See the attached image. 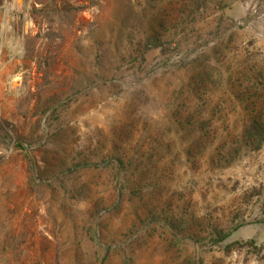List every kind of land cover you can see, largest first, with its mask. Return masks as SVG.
Masks as SVG:
<instances>
[{
    "label": "rangeland",
    "instance_id": "374dc122",
    "mask_svg": "<svg viewBox=\"0 0 264 264\" xmlns=\"http://www.w3.org/2000/svg\"><path fill=\"white\" fill-rule=\"evenodd\" d=\"M194 1L0 0V264H264V0Z\"/></svg>",
    "mask_w": 264,
    "mask_h": 264
},
{
    "label": "trees",
    "instance_id": "16d2710c",
    "mask_svg": "<svg viewBox=\"0 0 264 264\" xmlns=\"http://www.w3.org/2000/svg\"><path fill=\"white\" fill-rule=\"evenodd\" d=\"M201 4L202 0L194 1L195 11L199 10ZM136 44L138 45L140 54L143 55L145 52H148L160 46L161 41L159 40L156 34L152 33L147 34L144 37H140L137 40ZM204 122H201L200 124H203ZM242 136L247 144L258 148L260 144L264 141V121L257 118L249 120L247 123L244 124V127L242 129ZM212 230L218 235V239H223L226 236V233H220V231L216 228H213ZM95 241L99 243V239Z\"/></svg>",
    "mask_w": 264,
    "mask_h": 264
},
{
    "label": "bare ground",
    "instance_id": "6f19581e",
    "mask_svg": "<svg viewBox=\"0 0 264 264\" xmlns=\"http://www.w3.org/2000/svg\"><path fill=\"white\" fill-rule=\"evenodd\" d=\"M16 2L18 3V2H20V0H16ZM22 2V1H21ZM26 26V25H25Z\"/></svg>",
    "mask_w": 264,
    "mask_h": 264
},
{
    "label": "water",
    "instance_id": "95a60500",
    "mask_svg": "<svg viewBox=\"0 0 264 264\" xmlns=\"http://www.w3.org/2000/svg\"><path fill=\"white\" fill-rule=\"evenodd\" d=\"M19 3V2H18Z\"/></svg>",
    "mask_w": 264,
    "mask_h": 264
}]
</instances>
